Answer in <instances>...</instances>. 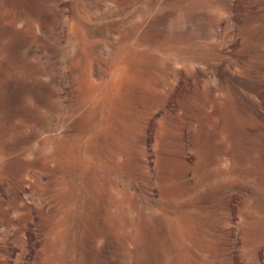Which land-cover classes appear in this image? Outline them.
<instances>
[{"label": "rangeland", "instance_id": "1", "mask_svg": "<svg viewBox=\"0 0 264 264\" xmlns=\"http://www.w3.org/2000/svg\"><path fill=\"white\" fill-rule=\"evenodd\" d=\"M0 264H264V0H0Z\"/></svg>", "mask_w": 264, "mask_h": 264}]
</instances>
